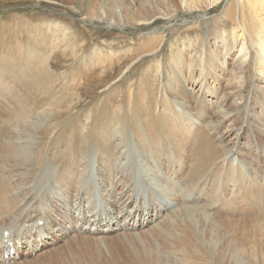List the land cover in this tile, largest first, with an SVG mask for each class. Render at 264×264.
<instances>
[{
	"label": "rangeland",
	"instance_id": "rangeland-1",
	"mask_svg": "<svg viewBox=\"0 0 264 264\" xmlns=\"http://www.w3.org/2000/svg\"><path fill=\"white\" fill-rule=\"evenodd\" d=\"M205 2L211 1L200 0L203 6L191 9L195 4L190 0H0V190L8 207L13 205L12 212L18 211L8 214L14 225L22 228L18 216L28 206L24 198L34 185L30 195L38 202L42 197L61 200L62 212L70 210L78 220L86 217L87 233H95L97 218L84 209L74 212L75 204L93 205L97 213L109 209L105 220L116 216L132 193L115 174L118 167H137L138 155V164L143 168L152 161L159 177L139 178L137 203L147 206L153 196L166 209L144 230L106 234L115 238V245L69 240L65 249H57L61 242L10 264H65L69 259L75 264H151L144 257L151 243L160 247L155 248L154 264H236V257L223 255L227 242L241 247L245 264H264V226L251 224L264 221V89H258L253 76L257 60L264 56V43L259 44L264 40V0ZM243 24L250 28L245 37ZM243 44L249 50V73L241 69ZM46 56L48 61L41 62ZM106 69L107 79H98ZM24 101L32 110L23 115ZM179 130H184L178 132L180 138L174 135ZM204 134L220 156L198 169L197 148ZM82 135L94 141L89 153L72 145L73 136ZM22 136L29 153L39 148L29 167L40 161L44 170L49 164L55 167L47 179L44 176V186L36 180L39 175H33L30 186L31 177L24 172V182L21 172L22 183L13 193L17 176L9 165L3 170L4 158L10 152L7 145L17 139L25 144ZM64 152L68 164L77 167L86 157L85 170L72 174L61 158ZM77 153L85 157L77 158ZM98 163L106 172H96ZM66 179H85L80 190L92 197L74 190L67 198ZM113 182L119 186L114 188ZM113 201L116 207L111 210ZM43 202L39 210L46 219L57 213ZM187 205L207 208L204 225L196 212L185 210ZM254 210L262 215H251ZM191 227L200 233L197 240L189 238ZM135 234L146 238L132 237ZM90 243L91 248L80 250ZM210 248L214 260L209 259Z\"/></svg>",
	"mask_w": 264,
	"mask_h": 264
},
{
	"label": "bare ground",
	"instance_id": "bare-ground-1",
	"mask_svg": "<svg viewBox=\"0 0 264 264\" xmlns=\"http://www.w3.org/2000/svg\"><path fill=\"white\" fill-rule=\"evenodd\" d=\"M188 0H182L183 3H187ZM193 4H195V6L191 9H196L198 5V7L203 6V3H200V0H190ZM209 1V0H208ZM211 2H205L208 4H214L216 1L219 0H210ZM202 2V1H201ZM199 3V4H198ZM234 6V5H233ZM231 6V7H233ZM188 10V9H187ZM231 10V9H230ZM247 11V10H246ZM203 12V11H202ZM244 17V15L242 16ZM241 28H243V34L242 37L246 32L250 31L249 27H246L244 24L241 26ZM218 31V30H217ZM220 31V30H219ZM232 31V30H231ZM235 31V30H234ZM233 34V33H232ZM236 34V33H235ZM220 35V34H219ZM238 34H236L237 36ZM228 36V35H227ZM234 36V35H233ZM196 37V36H195ZM202 37V36H201ZM240 37V35H239ZM199 39V38H197ZM215 39V38H214ZM236 39V38H235ZM243 39V38H241ZM200 40V39H199ZM222 40V39H221ZM220 40V41H221ZM231 40V39H230ZM229 40V41H230ZM245 40V39H244ZM243 40V41H244ZM248 40V39H247ZM239 41V40H238ZM249 41V40H248ZM180 42V41H179ZM219 42V41H218ZM245 43V42H244ZM248 43V42H247ZM245 43V44H247ZM264 43V40H260L259 44ZM225 44V43H224ZM232 44V43H230ZM235 44V43H234ZM245 44H243V46H241L240 50H239V54L242 57L243 56V63L241 64L242 68L241 69H245L246 73H249V69H250V62H249V53L246 52L247 47L245 46ZM250 44V41H249ZM207 46V45H206ZM209 48V47H207ZM213 48V47H212ZM251 49V48H250ZM261 49V55L264 54L262 53V51H264V47H260ZM215 50V49H214ZM236 50V49H235ZM23 51V50H20ZM211 51V50H210ZM249 51V50H248ZM76 52V51H75ZM97 52V51H96ZM137 52V51H136ZM208 52V51H207ZM213 53V52H212ZM15 54V53H14ZM208 54V53H207ZM219 54V53H218ZM98 55V54H97ZM103 55V53H102ZM226 55H223L221 60V56H220V60L221 61H225L226 60ZM238 55V53H237ZM252 55V54H251ZM36 56V55H35ZM45 56V55H44ZM95 56V55H94ZM101 56V55H100ZM219 56V55H218ZM99 57V55H98ZM105 57V56H104ZM237 57V56H236ZM239 57V55H238ZM237 57V58H238ZM144 58V57H143ZM207 58V56H206ZM95 59V58H94ZM204 59V58H203ZM211 59V58H208ZM41 59H38L37 62H39ZM139 60V58H138ZM206 60V59H205ZM218 60V58L216 59ZM219 60V61H220ZM255 60V59H254ZM34 62H36L35 59H33ZM48 58L47 56L41 61V62H47ZM233 61V60H232ZM236 61V60H235ZM258 62L256 63V67L254 69V82L256 83V86L258 87V89L261 91L262 89H264V56H260V59L257 60ZM23 62V61H22ZM204 62V61H203ZM218 62V61H217ZM221 63V62H220ZM234 63V62H233ZM202 64V63H201ZM207 64V63H206ZM212 64V63H211ZM210 64V65H211ZM204 65V64H203ZM202 65V66H203ZM224 65V64H222ZM201 66V65H200ZM207 66V65H206ZM221 66V65H220ZM238 66V65H237ZM212 68V67H211ZM210 68V69H211ZM109 69V68H108ZM108 69H106V71L102 72L100 75L97 76L98 79H102L105 80L107 79L108 75L110 73H107ZM37 70V69H36ZM18 71V70H17ZM39 70H37L38 72ZM41 71V69H40ZM43 72V71H41ZM45 72V71H44ZM213 72V71H212ZM39 73V72H38ZM47 74V73H46ZM168 76V75H167ZM216 76V75H215ZM242 76V75H241ZM236 77V76H235ZM96 78V79H97ZM166 79V78H165ZM252 79V78H251ZM239 80V79H238ZM240 81V80H239ZM165 82V81H163ZM5 86V85H4ZM254 86V87H256ZM231 87V86H230ZM238 87V86H237ZM236 87V88H237ZM229 89V88H228ZM257 89V88H256ZM238 90V89H237ZM36 91L39 93L38 89H36ZM200 99V98H199ZM204 100V99H203ZM23 109L20 111V114H25V112L27 111H31V107L30 105H28L25 101L21 103ZM43 104V103H41ZM181 105V104H180ZM254 105V104H253ZM10 107V106H9ZM14 107L16 108V101L15 104L12 105V110L14 109ZM180 107V106H179ZM253 107V106H252ZM258 107V106H257ZM18 108V107H17ZM11 110V111H12ZM18 110V109H17ZM15 110V111H17ZM14 111V112H15ZM164 111V110H163ZM12 113V112H11ZM54 113V112H53ZM263 113V112H262ZM45 114V113H44ZM179 115V114H178ZM177 115V116H178ZM255 115V114H254ZM45 116V115H44ZM54 116V115H53ZM256 116V115H255ZM33 117V116H32ZM176 117V116H175ZM254 117V116H253ZM262 117V116H261ZM55 118V117H54ZM229 119V118H228ZM243 119V118H242ZM255 121L257 122H261L262 119L258 117H254L253 118ZM261 119V121H260ZM253 124V123H252ZM218 125V124H217ZM44 126V125H43ZM255 127V126H254ZM264 127V126H263ZM233 128V127H232ZM256 128V127H255ZM187 129V128H186ZM252 130V129H251ZM255 130V129H254ZM184 130H179L177 132L174 133V135L176 137H179L178 132H183ZM253 131V130H252ZM257 130H255L256 132ZM188 132V131H187ZM37 133V132H36ZM204 133V132H203ZM215 133V132H214ZM112 136V135H111ZM205 138L201 141V143L198 145L197 148V154L200 157L198 160V169L199 168H203L206 165H209L210 162L216 158H218V156H220L216 151H215V147L213 145V142L210 141V139L208 138V136H206L204 134ZM180 138V137H179ZM198 138V137H197ZM109 139V138H108ZM114 139V138H113ZM20 140L25 141V144H22L21 141H19V139H17V141L12 142V144L7 145L8 150L10 151L7 155V160L5 159V162L7 163V165L4 167V171L7 169L6 167H8V165L11 167L12 171L15 173L14 176H17V181L14 182L13 188H10V190L14 193V191L16 190V188L18 187V185H20L22 183L20 176L22 177V180L24 182H26V176L23 174L24 172H26V174L28 176L31 177L30 181V186L32 184V177L33 175H39L36 177V180L38 179V181H41V185L44 184L43 179L44 176L46 177V179L48 178V173L51 171V169H53L55 166L54 164H49V166L44 170L42 165L43 161H40L37 163V165L39 166H34V167H29L28 165L34 160V156L36 155V157L38 156V152H39V148L36 150L35 153L31 154L29 153V148L30 146L27 144L28 141H26V139H22L20 138ZM254 140V139H253ZM10 141V140H8ZM72 145L74 147H79L81 148V150L89 153L90 149L93 148L94 146V141L92 139H90L87 135H82L80 138L78 136H73L72 138ZM87 141V142H86ZM160 143L159 145H161L164 143L163 139L160 138ZM22 144V145H20ZM40 141L37 143V145H40ZM196 144V143H195ZM32 146V145H31ZM39 147V146H38ZM177 147V146H176ZM180 148V147H179ZM117 149V148H116ZM119 150V149H117ZM105 151V150H104ZM206 151V152H205ZM121 152V151H120ZM144 152V151H143ZM246 152V151H245ZM147 153V152H146ZM139 154V153H137ZM236 155L242 156L244 155L243 153H240L237 151ZM68 154L67 152H64L61 156V158H63L64 164L67 163V166L70 168L71 173L74 175H78L79 173H81L83 170H85V162L86 161V157L85 159H82V161L80 162L82 166L77 167L75 163H71L67 162V157ZM77 158H84L82 155H80L79 153H77L75 155ZM140 156V155H138ZM138 156L135 158V163L137 164V167H134L132 169H128L127 167H118L119 172L117 171L116 175V180L119 183L124 184L125 186H127L128 190L130 191V195H128L127 199L124 200L121 205V210L116 214V216H110L108 217V219L105 220V215H106V210L105 212H100L97 213V208H92V207H85V205L80 206L77 202V204H75L74 206V212L77 211H82L83 209L87 211L88 214H91L92 216H95L96 219V224L95 226H97L96 228V232H92V230H89L87 233V224H88V219L86 217H83L82 219L78 220L75 219L73 217V213L70 210H66L65 212H62L61 209H59L60 207V202L61 200H53V199H49V197L47 198H41V200L38 202L33 195L31 194V191L34 190V185L31 186L28 189V195L24 198V203L25 205L27 204L28 206L26 208H20L22 210V215L18 216L19 217V225L22 226L23 230H20L22 228H17V225H14L13 223V219L12 217L8 216L9 213H11L13 211V205L11 207H8V202H7V197L4 196L2 194V191L0 190V264H10L16 261H23V260H27L33 257V255L39 254L41 252H44L45 249L49 248L50 246H56L59 245V243L64 244L63 246H60L59 248H57L58 250L60 249H65V246H67V241L69 240H74L73 242L75 243H79V242H84V243H89V242H93L94 244L100 243L101 241L106 243V241H110L113 243V245H115V243L113 242V239H109V236H106V234L108 235H115L118 233H125V234H130V233H136L138 231L144 230L146 227H148L151 223H153L152 221H156V219L161 218L164 214V212L166 211L165 206H163L161 203H159V201H157V199H155L153 196H151L150 201L148 203L147 206H145L143 203L139 202L137 203L141 198L139 196V192L135 190V185L138 184V180L140 177L143 176V174H145V176H151L153 175L154 177L158 178V174L157 172H155V168L154 165H152V161L148 162L146 165V167L140 166L138 164ZM144 156V155H143ZM149 156V155H148ZM233 156V155H232ZM55 157V156H54ZM142 157V156H140ZM139 157V158H140ZM147 157V156H146ZM150 157V156H149ZM148 158V157H147ZM162 158L160 156V163L161 165L162 163ZM129 158L127 157V160ZM36 160V159H35ZM97 160V159H96ZM143 160V159H142ZM48 162V161H47ZM100 163V162H99ZM98 163V168H97V173L98 170L100 171V173H104L106 172L107 168L106 166L103 164H99ZM142 163V162H141ZM140 163V164H141ZM22 164V165H20ZM42 165V166H41ZM115 165V163H114ZM142 165V164H141ZM101 166V167H100ZM120 166V165H119ZM112 167V166H111ZM117 167V166H116ZM67 169V168H66ZM154 173H150L149 171H152ZM47 170V171H46ZM116 170V169H114ZM207 170V169H206ZM42 171V173H41ZM53 171V170H52ZM10 172V171H9ZM12 172V173H13ZM22 172V174H21ZM127 172V173H125ZM21 174V175H20ZM20 175V176H19ZM24 177H23V176ZM97 175V174H96ZM13 176V174H12ZM10 177V176H9ZM153 177V179H154ZM8 178V176H7ZM16 178V177H15ZM11 179V178H10ZM67 180V184L65 186V190L67 192V198L72 194L75 190L76 195L80 194V192L82 190H80L82 184H84L85 179H82L80 181H76V180ZM8 181V180H7ZM35 181V180H34ZM37 181V182H38ZM12 182V181H11ZM49 182V181H48ZM114 183L113 182V187L117 188V186H119V184ZM13 183V182H12ZM35 184V182H34ZM9 185V184H8ZM44 186V185H43ZM7 188L4 185V189ZM9 188V186H8ZM38 191V190H37ZM134 191L136 192L134 194ZM26 192V191H25ZM24 192V193H25ZM34 193V192H32ZM38 193V192H36ZM70 195H69V194ZM83 196L87 195L88 198L92 197L91 192L85 190L82 191ZM52 194V193H51ZM55 194V193H54ZM58 194V193H57ZM95 196V193H93ZM14 195V194H13ZM30 195V196H29ZM36 195V194H35ZM40 195V194H39ZM42 195V194H41ZM75 195V198L77 197ZM47 196V195H46ZM81 194V200L86 201L84 199V197ZM180 200V197L177 196ZM17 198V197H16ZM87 199V198H86ZM193 200H195L194 202H198L196 200H198V198H194ZM13 201V200H12ZM21 201V200H20ZM47 202L48 204H50L52 206V208L54 210H56L57 213H49L47 219L50 221H48L45 216L47 215H41L40 214V210H39V203L41 204L42 202ZM181 201V200H180ZM22 202V201H21ZM43 202V203H44ZM16 203V202H15ZM64 203V202H63ZM71 203H75V201L71 202ZM201 204V202L199 203ZM15 205V204H14ZM24 205V204H23ZM49 205V207H50ZM96 205V203H95ZM16 207V205H15ZM44 207V206H43ZM114 207H116V202L113 201L111 202L109 208L111 210H114ZM199 207V206H198ZM193 207V209H191L190 206H186L187 211H193L196 212L197 216L200 219V222L202 223L201 225H204L205 222V218L208 217V211L207 208H202L201 207ZM9 208L10 210H7L5 212V210ZM188 208V209H187ZM19 209V210H20ZM50 209V208H49ZM52 209V210H53ZM95 211H94V210ZM190 209V210H189ZM249 209H253L252 207ZM182 211V213H185ZM18 212L17 210H14L15 213ZM43 212V211H42ZM255 213H251V215H255V216H261L262 214L256 210H254ZM189 213V212H187ZM186 213V214H187ZM21 214V213H20ZM47 214V213H45ZM264 214V213H263ZM19 215V214H18ZM181 215V214H180ZM184 215V214H183ZM182 215V216H183ZM190 215V214H189ZM195 215V213H194ZM87 217H89L88 215H86ZM157 216L156 219H154V217ZM215 216V215H213ZM174 217V216H173ZM179 217V216H178ZM185 217H188L185 215ZM191 217V216H190ZM189 217V218H190ZM194 217V216H193ZM17 218V217H15ZM167 218V217H166ZM256 218L253 216V219ZM123 221V224H119L118 221L119 220ZM141 219H143V221H141ZM188 219V218H186ZM191 219V218H190ZM175 220V219H174ZM182 220V219H180ZM252 220V219H251ZM40 221H42V225H40ZM186 221V220H185ZM150 222V223H149ZM190 222V221H189ZM243 222V221H242ZM260 222V223H259ZM187 223V222H185ZM173 224V223H172ZM251 224H253L254 226H264V221H253L251 222ZM170 225V224H169ZM20 226V227H21ZM202 227V226H201ZM260 227V228H261ZM193 229L190 230V235L189 238L190 239H195L197 240L198 237H200V233L196 231L195 227H191ZM257 228V227H254ZM159 230V229H158ZM262 230H264V227H262ZM155 231V230H154ZM257 232V230L255 229V233ZM264 232V231H263ZM143 233V232H142ZM140 233V234H142ZM161 233V232H160ZM153 234V233H152ZM120 235V234H119ZM132 235V234H131ZM264 235V234H263ZM90 236H100L101 238H94V237H90ZM106 236V237H103ZM125 235H123L124 237ZM132 237H138L140 239H145L146 237H142L139 234L138 235H133ZM150 239H152V237H149ZM166 239V238H165ZM64 240V241H63ZM121 244L125 243L123 241L118 240ZM145 241V240H144ZM164 241V240H163ZM164 243L166 244V242L164 241ZM60 244V245H61ZM91 244L88 245H84L81 247L80 250L84 249V247L87 248H91ZM169 244V243H168ZM167 244V247H168ZM82 245V244H81ZM101 245V244H100ZM123 245V244H122ZM125 245V244H124ZM164 245V244H161ZM79 246V245H78ZM70 247V246H69ZM96 247V246H95ZM116 247V246H115ZM124 247V246H123ZM166 247V246H164ZM166 247V248H167ZM77 248V246H76ZM93 248V247H92ZM98 248V247H97ZM155 248L160 250V247L157 246L156 244H149V246H147V248H145V259L148 260L149 263L154 264L155 262V257L158 256L155 253ZM237 248V249H236ZM24 249V250H23ZM108 250V248H107ZM158 250V252H159ZM52 251V250H50ZM56 251V250H53ZM111 251H114V249H111ZM109 251V252H111ZM78 252V250H77ZM84 251H80L79 254H81ZM244 252V251H243ZM209 253H210V260H214L215 257V250L214 248H210L209 249ZM92 254V253H91ZM161 254V253H160ZM228 254H230V256H234L236 257L238 260H236V264H245V261L242 259L243 253L241 250V247L234 242H227L225 244L224 247V252L223 255L228 257ZM93 255V254H92ZM72 256V255H71ZM245 256V254H244ZM161 257V255H159V258ZM90 258H93L92 256ZM108 258V257H107ZM161 259V258H160ZM110 260V259H109ZM113 260V259H112ZM160 261V260H159ZM258 261V260H256ZM68 262H71V264H75V262H72L70 259L67 260V262L65 264H67ZM111 262V260H110ZM21 263V262H20ZM25 263V262H24ZM118 263V262H117ZM257 263V262H256ZM32 264V262H31Z\"/></svg>",
	"mask_w": 264,
	"mask_h": 264
}]
</instances>
